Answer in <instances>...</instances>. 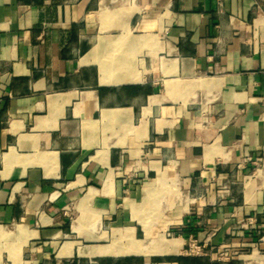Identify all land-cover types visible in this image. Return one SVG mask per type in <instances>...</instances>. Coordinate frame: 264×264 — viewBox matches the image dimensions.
I'll return each instance as SVG.
<instances>
[{
  "label": "crops",
  "instance_id": "obj_1",
  "mask_svg": "<svg viewBox=\"0 0 264 264\" xmlns=\"http://www.w3.org/2000/svg\"><path fill=\"white\" fill-rule=\"evenodd\" d=\"M0 264H264V0H0Z\"/></svg>",
  "mask_w": 264,
  "mask_h": 264
},
{
  "label": "built area",
  "instance_id": "obj_2",
  "mask_svg": "<svg viewBox=\"0 0 264 264\" xmlns=\"http://www.w3.org/2000/svg\"><path fill=\"white\" fill-rule=\"evenodd\" d=\"M185 252L188 255H203V249L200 245L197 244L196 240L192 237L186 242Z\"/></svg>",
  "mask_w": 264,
  "mask_h": 264
}]
</instances>
